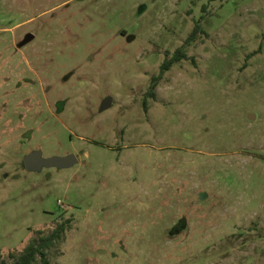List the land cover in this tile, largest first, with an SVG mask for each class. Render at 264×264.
<instances>
[{
    "label": "rangeland",
    "instance_id": "obj_1",
    "mask_svg": "<svg viewBox=\"0 0 264 264\" xmlns=\"http://www.w3.org/2000/svg\"><path fill=\"white\" fill-rule=\"evenodd\" d=\"M62 223L48 264H264V0H0V263Z\"/></svg>",
    "mask_w": 264,
    "mask_h": 264
},
{
    "label": "trees",
    "instance_id": "obj_2",
    "mask_svg": "<svg viewBox=\"0 0 264 264\" xmlns=\"http://www.w3.org/2000/svg\"><path fill=\"white\" fill-rule=\"evenodd\" d=\"M203 19V18H202ZM202 19L198 20L196 22L195 28L191 35L188 37L186 44L191 43L196 38L197 34L199 33H205L202 29ZM188 59L187 53L185 51V46H182L181 48L177 49L172 57L166 58V60L162 63L160 69L161 74L154 78L152 81V86L149 90V96L154 97L155 96V87L157 85V81L161 76L168 70L171 69V67L180 61ZM67 230L66 224L62 223L58 225V227L51 232L49 235L41 236L40 238H34L30 241V243L18 254L16 253H10V257L15 259L12 264H37L38 257H41L44 264L47 263V255L48 250L51 249L54 245H56L63 237V234ZM0 264H6L5 261H2Z\"/></svg>",
    "mask_w": 264,
    "mask_h": 264
},
{
    "label": "water",
    "instance_id": "obj_3",
    "mask_svg": "<svg viewBox=\"0 0 264 264\" xmlns=\"http://www.w3.org/2000/svg\"><path fill=\"white\" fill-rule=\"evenodd\" d=\"M146 9V6L143 5L139 8V13L141 14ZM112 99L107 98L102 104L101 110H106L108 106L111 105ZM77 158L75 155L70 154L67 156H52V157H44L42 151L37 150L32 152L31 154L24 157V165L26 169L30 172L41 171L43 168H68L73 166L77 162Z\"/></svg>",
    "mask_w": 264,
    "mask_h": 264
}]
</instances>
